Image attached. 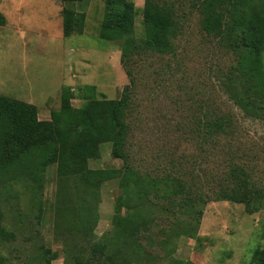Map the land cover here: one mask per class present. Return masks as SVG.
<instances>
[{"label": "rangeland", "instance_id": "374dc122", "mask_svg": "<svg viewBox=\"0 0 264 264\" xmlns=\"http://www.w3.org/2000/svg\"><path fill=\"white\" fill-rule=\"evenodd\" d=\"M133 1L139 9L136 33L140 35L145 0ZM172 1L182 23L175 52L142 55L133 69L130 152L137 167L154 173L170 168V160L180 162L184 171L200 176L209 201L198 237L181 238L170 255L166 247L155 244L148 250L156 257L150 263L251 264L256 250L264 246V207L248 214L244 205L218 201L216 193L232 163L264 188V113L250 115L230 98L226 76L239 58L201 30L200 15L191 0ZM104 6L105 0L76 4L0 0V94L37 106L39 119L45 121L60 109L66 86L77 95L73 101L77 108L84 102L81 94L86 86H95L98 98L119 99L129 78L119 45L99 38ZM66 7L85 15L83 34L64 36ZM212 113L231 114L234 124L225 135L204 144L197 123ZM89 165L91 169L120 168L123 161L112 156L108 143ZM58 186L56 167H52L46 174L41 214L23 187L8 196L2 208L4 225L15 238L0 240V252L12 264H47L46 258L56 252L59 257L50 264H75L74 248L55 226L52 205ZM100 194L98 239L113 230L114 203L121 192L116 182H110Z\"/></svg>", "mask_w": 264, "mask_h": 264}, {"label": "trees", "instance_id": "16d2710c", "mask_svg": "<svg viewBox=\"0 0 264 264\" xmlns=\"http://www.w3.org/2000/svg\"><path fill=\"white\" fill-rule=\"evenodd\" d=\"M61 1L76 4L83 0ZM191 3L200 15L201 30L239 58L238 65L225 75L230 98L250 115L264 113V0ZM141 10L143 31L137 35L139 9L135 2L105 0L99 38L119 45L121 63L129 78L119 99L98 98L97 88L86 86L81 94L84 102L77 108L73 105L77 95L66 86L60 109L45 121L39 119L37 106L0 94L1 241L15 238L4 225L2 208L8 196L23 187L41 214L46 174L52 167H56L59 184L52 205L55 226L67 245L74 248L75 264H151L156 257L148 250L155 244L166 247L170 255L181 238L198 237L209 201L200 176L184 171L175 160L168 162L171 166L164 172L145 171L134 164L130 152L136 59L173 54L182 33L180 15L172 0H145ZM85 21L84 14L64 8V36L83 34ZM197 124L205 144L225 135L233 127L234 118L228 113H212ZM108 143L112 156L122 160L123 166L91 169L90 162L100 157L102 145ZM110 182L118 184L121 194L114 203L113 230L98 239L95 231L100 192ZM216 196L218 201L244 205L248 214L264 207V188L234 163ZM156 227H161L158 232ZM58 257L53 253L46 258L47 264ZM0 264L12 263L0 252ZM251 264H264V246L256 250Z\"/></svg>", "mask_w": 264, "mask_h": 264}]
</instances>
